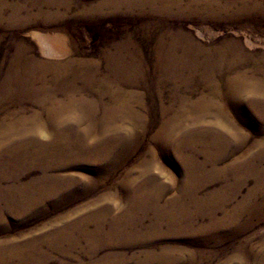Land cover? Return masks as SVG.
<instances>
[{
	"label": "rangeland",
	"instance_id": "rangeland-1",
	"mask_svg": "<svg viewBox=\"0 0 264 264\" xmlns=\"http://www.w3.org/2000/svg\"><path fill=\"white\" fill-rule=\"evenodd\" d=\"M0 5V249L23 264H264V0ZM175 39L193 64L163 65ZM118 51L130 67L107 70Z\"/></svg>",
	"mask_w": 264,
	"mask_h": 264
},
{
	"label": "bare ground",
	"instance_id": "bare-ground-1",
	"mask_svg": "<svg viewBox=\"0 0 264 264\" xmlns=\"http://www.w3.org/2000/svg\"><path fill=\"white\" fill-rule=\"evenodd\" d=\"M2 1V0H1ZM45 1V0H44ZM52 1V0H51ZM128 1V0H127ZM38 2V1H37ZM48 2H50V1H48ZM142 2V1H141ZM6 3V2H5ZM12 3V2H11ZM14 3H16V2H14ZM18 3V2H17ZM41 3V2H40ZM132 3V2H131ZM137 3V2H136ZM135 3V5H138V3L136 4ZM150 3V2H149ZM152 3H154V2H152ZM2 4V3H1ZM4 4V3H3ZM20 4V3H19ZM54 4V3H53ZM113 4V3H112ZM144 4H145V0H144ZM151 4V3H150ZM16 5V4H15ZM116 5V4H115ZM1 6V5H0ZM8 6V5H7ZM11 6V5H10ZM17 6V5H16ZM23 6V5H22ZM21 6V7H22ZM37 6V5H36ZM146 6V5H145ZM152 6H154V5H152ZM160 6V5H159ZM9 7V6H8ZM15 7V6H14ZM158 7V6H157ZM37 9V8H36ZM156 9V8H155ZM15 10V9H14ZM12 11V10H11ZM10 11V12H11ZM22 11V10H21ZM16 12V11H15ZM40 12V11H39ZM45 12V11H44ZM4 13V12H3ZM2 13V14H3ZM55 13V12H54ZM44 14V13H43ZM42 14V15H43ZM12 15V14H11ZM2 17V16H1ZM0 17V18H1ZM39 17V16H38ZM46 19V18H45ZM42 22H44V21H42ZM39 34V33H38ZM180 36V35H179ZM39 38H41L42 39V44L46 47V50H47V52H49L50 54H51V56H56V50H54L52 47H51V43L48 41V39L47 38H45L44 36H38ZM176 37V36H175ZM174 37V38H175ZM179 38V37H178ZM183 39V38H182ZM182 39L180 40V39H175L174 41H172V44H170V45H168L167 47V50H166V52L164 53V55H162V58H163V65L164 66H168V67H171V68H178V66H176V64H178V65H186V64H188V63H190V64H193V63H191L190 61L188 62V60H190V58L188 57V55H186V52H185V49H184V43L185 42H183L182 41ZM38 40V39H37ZM186 40V39H185ZM168 42V41H167ZM188 42V41H187ZM170 43V42H169ZM236 43V42H235ZM122 44V43H121ZM120 44V45H121ZM126 44V43H125ZM161 44V43H160ZM159 44V45H160ZM163 45V44H162ZM229 45V44H228ZM122 47V46H121ZM166 47V46H165ZM188 47V46H187ZM228 47V46H227ZM232 47V46H231ZM230 47V48H231ZM115 48V47H114ZM40 49H41V47H40ZM58 49V48H57ZM126 49V48H125ZM129 49V48H128ZM187 49V48H186ZM21 50V49H20ZM24 50V49H23ZM124 50V49H123ZM223 50V49H222ZM60 51V50H59ZM116 51V50H115ZM179 52V51H181V52H184L183 54L181 53V55H175V52ZM129 52V51H128ZM131 52V51H130ZM137 52V51H136ZM177 52V53H178ZM52 53H54V54H52ZM122 53H124V52H122ZM176 53V54H177ZM22 54H23V52H22ZM129 54V53H128ZM178 54H180V53H178ZM18 55H19V53H18ZM25 55V54H24ZM27 55V54H26ZM138 55V54H137ZM250 55V54H249ZM21 57V56H20ZM22 57H23V55H22ZM14 58V57H13ZM209 58V57H208ZM19 59H21V58H19ZM28 59H30V58H28ZM103 59V58H102ZM130 59V57L129 56H127V55H124V54H120L119 53V51H118V55H116V56H112V55H109V54H106V56H104V60H103V62H104V67L107 69V70H111V71H114V72H121V70H122V68H129L130 66H129V62L127 61V60H129ZM14 60V59H13ZM32 60V59H31ZM44 60V59H43ZM192 60V59H191ZM195 60V59H194ZM194 60H192V62L194 61ZM209 60H210V58H209ZM24 61V60H23ZM29 61V60H28ZM27 61V62H28ZM48 61H50V60H48ZM87 61V60H86ZM97 61V60H96ZM130 61V60H129ZM141 61V60H140ZM13 62V61H12ZM30 62V61H29ZM32 62V61H31ZM45 62H47V61H45ZM57 62V61H56ZM61 62H63V61H61ZM68 62V61H67ZM174 62V63H173ZM188 62V63H187ZM26 63V62H25ZM38 63V62H37ZM58 63V62H57ZM74 63V62H73ZM138 63V62H137ZM142 63V62H141ZM170 63V64H169ZM182 63V64H181ZM205 63V62H204ZM12 64V63H11ZM48 64H50V62H48ZM64 65L65 64H67V63H63ZM103 64V63H102ZM169 64V65H168ZM218 64V63H217ZM16 65V64H15ZM19 65V64H18ZM24 65V64H23ZM60 65V64H59ZM69 65V64H68ZM71 65V64H70ZM80 65V64H79ZM138 65V64H137ZM12 66H14V65H12ZM25 66V65H24ZM47 66V65H46ZM48 66H50V65H48ZM84 66V65H83ZM140 66V65H139ZM163 66V67H164ZM188 66V65H187ZM36 67V66H35ZM65 67V66H64ZM53 68V67H52ZM57 68H59V67H57ZM73 68V67H72ZM79 68V67H78ZM182 68V67H181ZM23 69V68H22ZM26 69V68H25ZM31 69V68H30ZM43 69V68H42ZM81 69H82V67H81ZM133 69V68H132ZM137 69V68H136ZM17 70V69H16ZM34 70V69H33ZM32 70V71H33ZM38 70H39V68H38ZM47 70V69H46ZM65 70V69H64ZM63 70V71H64ZM69 70V69H68ZM71 70V69H70ZM9 71V70H8ZM52 71V70H51ZM77 71V70H76ZM82 71V70H81ZM96 71V70H95ZM132 71V70H131ZM62 72V71H61ZM66 72V71H65ZM83 72V71H82ZM7 73H9V72H7ZM37 73V72H36ZM57 73V72H56ZM69 73V72H68ZM88 73V72H87ZM174 73V72H173ZM26 74V73H25ZM24 74V75H25ZM38 74V73H37ZM40 74V73H39ZM53 74V73H52ZM33 75H35V74H33ZM181 75V74H180ZM179 75V76H180ZM214 75V74H213ZM212 75V76H213ZM19 76V75H18ZM26 76V75H25ZM39 76V75H38ZM57 76V75H56ZM84 76V75H83ZM90 77H91V75H89ZM178 76V75H177ZM232 76V75H231ZM16 77V76H15ZM47 77V76H46ZM136 77H138V76H136ZM174 77V76H173ZM7 78V77H6ZM5 78V79H6ZM9 79H10V77H8ZM17 78V77H16ZM20 78V77H19ZM40 78L41 77H39V80H40ZM76 78V77H75ZM177 78V77H176ZM175 78V79H176ZM23 79H25V80H27V82H28V80H33V78H31L30 77V75L26 78V77H24L23 76ZM36 79V78H35ZM53 79V78H52ZM82 79V78H81ZM179 79V78H178ZM55 80H57V81H64L65 80V77L64 76H59L57 79H55ZM68 80V79H67ZM204 80V79H203ZM12 81V80H11ZM17 81V80H16ZM22 81V80H21ZM30 81V82H31ZM45 81V80H44ZM48 81V80H47ZM74 81V80H73ZM239 81V80H238ZM10 82V81H9ZM19 82V81H18ZM46 82V81H45ZM60 83V82H59ZM8 84V83H7ZM33 84V83H32ZM38 84V83H37ZM231 84V83H230ZM34 85V84H33ZM16 86V85H15ZM244 86V85H243ZM23 87V86H22ZM35 87H37V86H35ZM34 87V88H35ZM28 88H30L29 87V85H28ZM245 88V87H244ZM14 89H16V88H14ZM31 89V88H30ZM29 89V90H30ZM33 89V88H32ZM7 90V89H6ZM19 90V89H18ZM21 90V89H20ZM13 91V90H12ZM234 91V90H233ZM4 92V91H3ZM14 92V91H13ZM18 92V91H17ZM232 92V91H231ZM237 92H238V90H237ZM242 92V91H241ZM51 93V92H50ZM258 93V92H257ZM3 94V93H2ZM67 94V93H66ZM232 94L233 95H235V93H233L232 92ZM239 94V93H238ZM244 96V95H243ZM236 97V96H235ZM40 98V97H39ZM3 99V98H2ZM33 99V98H32ZM69 100V99H68ZM237 100V99H236ZM57 101V100H56ZM52 105V104H51ZM59 105V104H58ZM61 107V106H60ZM37 108V107H36ZM20 109V108H19ZM52 108L51 107H49L47 110L49 111V110H51ZM53 109H54V107H53ZM241 110V109H240ZM254 110V109H253ZM205 112V111H204ZM48 113H50V112H48ZM61 113V112H60ZM72 114V113H71ZM76 115V114H75ZM63 117V116H62ZM63 118H65V117H63ZM78 118V117H77ZM29 119V118H28ZM34 119V118H33ZM15 122V121H14ZM51 125V124H50ZM79 125V124H78ZM30 126V125H29ZM63 126V125H62ZM14 127V126H13ZM1 129H2V127H1ZM14 129V128H13ZM5 130V129H4ZM158 133V132H157ZM108 134V133H107ZM2 136V135H1ZM21 136V135H20ZM231 136V135H230ZM25 138V137H24ZM9 141V140H8ZM10 142V141H9ZM16 142V141H15ZM19 143V142H18ZM7 144V143H6ZM163 144V143H162ZM52 147V146H51ZM3 149V148H2ZM19 149H20V147H19ZM34 149V148H33ZM38 149V148H37ZM36 149V151L38 152V150ZM48 149V148H47ZM52 149V148H51ZM16 150V149H15ZM44 150H46V149H44ZM55 150V149H54ZM18 151V150H17ZM47 151V150H46ZM53 151V150H52ZM12 152H14V151H12ZM26 152V151H25ZM250 152V151H249ZM27 153V152H26ZM21 154V153H20ZM26 155V154H25ZM34 155H35V153H34ZM34 155L31 157V159H34L35 157H34ZM40 155V154H39ZM51 155V154H50ZM27 156V155H26ZM57 156V155H56ZM245 156V155H244ZM243 156V157H244ZM257 156V155H256ZM34 157V158H33ZM36 157H37V155H36ZM4 158V157H3ZM11 158V157H10ZM16 158V156H14V159ZM18 158V157H17ZM26 158V157H25ZM55 158V157H54ZM259 158V157H258ZM262 158V157H261ZM14 159H13V161H14ZM30 159V158H29ZM38 159V158H37ZM52 159V158H51ZM239 159V158H238ZM244 159V158H243ZM246 159V158H245ZM28 160V159H27ZM240 160V159H239ZM247 160V159H246ZM18 161V160H17ZM16 161V162H17ZM23 161H25V160H23ZM29 161V160H28ZM37 161V160H36ZM250 161V160H249ZM46 162V161H45ZM1 163H3V162H1ZM0 163V164H1ZM22 163V162H21ZM28 163V162H27ZM30 163H32V162H30ZM38 163V162H37ZM12 164V163H11ZM46 164V163H45ZM44 164V166H46ZM116 164V163H115ZM242 164V163H241ZM48 165H50V164H48ZM258 165V164H257ZM14 166H16V164H14ZM19 166V165H18ZM28 166V165H27ZM51 166V165H50ZM256 166V165H255ZM12 167V166H11ZM40 167V166H39ZM41 167H42V165H41ZM40 167V168H41ZM4 168V167H3ZM22 168V167H21ZM20 168V169H21ZM2 169V168H1ZM5 169V168H4ZM44 169V168H43ZM262 169V168H261ZM207 170V169H206ZM255 170V169H254ZM3 171V170H2ZM5 171V170H4ZM22 171V170H21ZM20 171V172H21ZM264 171V170H263ZM17 172V171H16ZM252 172V171H251ZM10 173H11V171H10ZM15 173V172H14ZM256 173V172H255ZM258 173V172H257ZM2 175H5V174H3L2 173ZM17 175V174H16ZM14 176V175H13ZM137 176V175H136ZM254 177V176H253ZM256 177V176H255ZM5 178H7V176H5ZM4 178V179H5ZM17 179V178H16ZM44 179V178H43ZM259 179V178H258ZM2 181V180H1ZM256 182H257V180H256ZM259 183V182H258ZM257 184V183H256ZM0 191H1V189H0ZM6 194L7 193H5L4 191L3 192H0V197H3L4 198V196H5V198H6ZM27 197V196H26ZM25 198V197H24ZM29 198V197H28ZM23 199V198H22ZM245 199V198H244ZM191 200V199H190ZM23 201V200H22ZM29 201V200H28ZM243 201V200H242ZM30 202V201H29ZM20 204V203H19ZM27 204V203H26ZM12 205H14V204H12ZM242 205V204H241ZM244 206H245V204H244ZM6 207H7V205H6ZM14 207V206H13ZM171 211V210H170ZM118 221V219L117 218H113L112 219V221H111V223L112 224H115V222H117ZM1 243V242H0ZM3 245V244H2ZM14 255H16V257H17V260H18V262L17 263H14L13 261H12V258H13V256ZM23 257H25V252L22 250V248H20L19 250H10L9 252L7 251H4V250H2V248L0 249V264H23V263H25V259L23 258ZM166 261V260H165Z\"/></svg>",
	"mask_w": 264,
	"mask_h": 264
}]
</instances>
